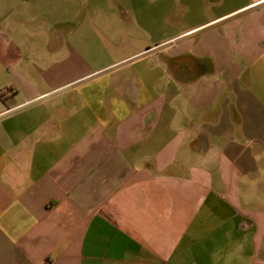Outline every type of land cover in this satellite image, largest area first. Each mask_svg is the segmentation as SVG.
Instances as JSON below:
<instances>
[{"label": "crops", "instance_id": "0c3cea01", "mask_svg": "<svg viewBox=\"0 0 264 264\" xmlns=\"http://www.w3.org/2000/svg\"><path fill=\"white\" fill-rule=\"evenodd\" d=\"M0 264H264V0H0Z\"/></svg>", "mask_w": 264, "mask_h": 264}]
</instances>
